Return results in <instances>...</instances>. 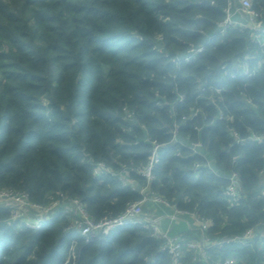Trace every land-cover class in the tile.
Segmentation results:
<instances>
[{
    "label": "trees",
    "instance_id": "trees-1",
    "mask_svg": "<svg viewBox=\"0 0 264 264\" xmlns=\"http://www.w3.org/2000/svg\"><path fill=\"white\" fill-rule=\"evenodd\" d=\"M252 3L264 18V0ZM225 4L0 0V187L24 189L39 202L61 190L78 196L94 217L115 215L141 193L115 176H94L93 162L139 166L157 139L163 146L151 188L213 221L206 231L180 222L171 233L201 240L206 264L229 256L236 264H263L258 239L207 242L264 222V139L236 142L228 131L232 124L242 137L249 127L264 132V66L251 76L237 73L247 54L255 55L253 66L264 49L246 27L218 32ZM190 44L203 50L176 63ZM224 63L234 76L224 73ZM124 106L134 112L131 118ZM220 111L228 118L219 119ZM174 124L183 142L200 140L220 175L203 166L201 155L171 141ZM231 169L242 184L234 206L222 195ZM68 220L64 215L30 228L10 221L9 209L0 207V264H172L162 239L141 224L85 240L64 232ZM180 264H196L191 249L183 248Z\"/></svg>",
    "mask_w": 264,
    "mask_h": 264
},
{
    "label": "built area",
    "instance_id": "built-area-1",
    "mask_svg": "<svg viewBox=\"0 0 264 264\" xmlns=\"http://www.w3.org/2000/svg\"><path fill=\"white\" fill-rule=\"evenodd\" d=\"M212 2V1H211ZM252 0H226L223 7L225 13L224 17L217 21V30L223 34L231 26L233 27H246L250 30V39L262 50L264 49V18L260 12L253 9ZM161 39V35L158 36ZM203 50V45L190 44L187 52L182 57H175L176 63L180 61H188L195 54ZM255 55L247 54L241 63V68L238 70V75L251 76L254 75L258 69L264 66V54L261 58L257 59L256 64L251 66L250 62ZM250 60V62H249ZM224 73H229V76H234L235 71L229 72L227 64H222ZM217 92L221 91L220 87H216ZM184 94H181L179 101H182ZM125 117L131 118L133 111L126 106L123 107ZM199 108L192 109L191 116L197 115ZM220 111L218 114L219 119H226L228 116ZM184 118L186 116L184 115ZM232 118V117H230ZM172 142H179L181 145L187 146L191 154H199L204 158L203 166H209L215 175H220L219 170L213 167L212 158L207 156V151L204 150L200 140H191L188 143L183 142L177 136L178 125L174 124L172 127ZM247 136L242 137L240 132L234 125L228 126L230 135L234 137L236 142L248 140L250 142L261 141L264 139V132L258 133L247 128ZM162 142L157 139L151 140L149 156L146 163L139 166H120L117 169L104 163L102 160L93 162V175L101 177L103 175H110L117 177L123 185H131L132 189H137V181L131 175V172L144 178L145 183L140 184L141 197L137 200L127 201L124 208L115 215H102L94 217L87 210L85 203L78 197L72 196L64 191H56L49 194L47 201L39 202L30 197V194L24 190L13 186L0 187V207H7L9 209V220L19 221L26 227L41 228L46 223L52 222L62 216L68 217V222L63 226L64 232L75 233L81 235L85 240H89L95 236H101L109 231L127 224L138 223L144 227L150 228L153 235L162 239L161 249L167 250L172 257V264H180V257L183 255V248L187 247L193 251V260L196 264H206L207 253L201 240L185 239L181 234L171 233L172 223L184 222L188 229H198L206 231L212 225V218L200 215L196 210L181 208L175 201L167 199L164 195L156 192L150 186L151 180L154 178L153 169L161 158ZM177 155L180 151L176 152ZM232 160L235 161L236 157L233 156ZM201 164L195 163V167L199 168ZM264 175V167L260 170ZM227 183L222 189V195L228 202L229 206H234L239 203L241 193V180L240 176L235 169H231L225 176ZM264 194V189H262ZM162 203L172 209L169 214H155V208L152 203ZM150 204L151 212L145 215L144 205ZM169 218L166 226H162L164 218ZM258 239L264 242V222H259L257 226H249L239 233H231L221 236L219 239L209 241L214 246H221L223 244H248L252 240ZM206 242V243H207ZM264 261V252H263ZM237 259L234 256L226 257L225 259L217 260V264H236ZM264 264V263H263Z\"/></svg>",
    "mask_w": 264,
    "mask_h": 264
},
{
    "label": "rangeland",
    "instance_id": "rangeland-1",
    "mask_svg": "<svg viewBox=\"0 0 264 264\" xmlns=\"http://www.w3.org/2000/svg\"><path fill=\"white\" fill-rule=\"evenodd\" d=\"M152 204H153V206H155V214H157V215L158 214H166L167 215V214L172 212L171 208H169L168 206H165L162 203L156 202V203H152ZM150 207H151L150 204H145L144 205L145 212L148 211L150 213L151 212V208ZM168 221H169V218L166 217V219L164 218V220H163V222L161 224L166 223ZM174 225H175V223H172V226H174Z\"/></svg>",
    "mask_w": 264,
    "mask_h": 264
},
{
    "label": "crops",
    "instance_id": "crops-1",
    "mask_svg": "<svg viewBox=\"0 0 264 264\" xmlns=\"http://www.w3.org/2000/svg\"><path fill=\"white\" fill-rule=\"evenodd\" d=\"M153 207L155 208V206H153ZM145 215H149V212H148V211H147V212H145ZM162 222H163V221H162ZM166 224H167V222H166V223H163V224H162V226H163V227H165V226H166Z\"/></svg>",
    "mask_w": 264,
    "mask_h": 264
},
{
    "label": "water",
    "instance_id": "water-1",
    "mask_svg": "<svg viewBox=\"0 0 264 264\" xmlns=\"http://www.w3.org/2000/svg\"><path fill=\"white\" fill-rule=\"evenodd\" d=\"M140 186H141V185H140V183H139V184H137V189H138V190L140 189Z\"/></svg>",
    "mask_w": 264,
    "mask_h": 264
}]
</instances>
